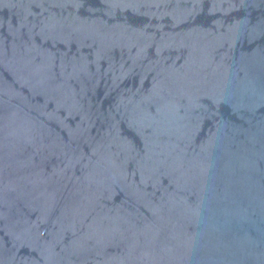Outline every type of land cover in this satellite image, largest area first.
Listing matches in <instances>:
<instances>
[{"label": "water", "instance_id": "water-1", "mask_svg": "<svg viewBox=\"0 0 264 264\" xmlns=\"http://www.w3.org/2000/svg\"><path fill=\"white\" fill-rule=\"evenodd\" d=\"M0 264H264V0H0Z\"/></svg>", "mask_w": 264, "mask_h": 264}]
</instances>
